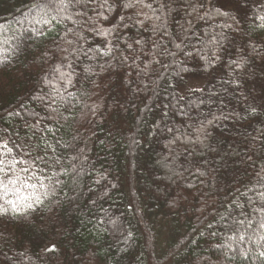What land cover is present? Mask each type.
Instances as JSON below:
<instances>
[{
    "label": "trees",
    "instance_id": "16d2710c",
    "mask_svg": "<svg viewBox=\"0 0 264 264\" xmlns=\"http://www.w3.org/2000/svg\"><path fill=\"white\" fill-rule=\"evenodd\" d=\"M34 2L55 0H0V137L35 161L20 195L43 202L0 199V264H264V0H194L205 21L168 0L157 32L121 26L110 57L80 8L42 27Z\"/></svg>",
    "mask_w": 264,
    "mask_h": 264
},
{
    "label": "snow or ice",
    "instance_id": "6c2138e0",
    "mask_svg": "<svg viewBox=\"0 0 264 264\" xmlns=\"http://www.w3.org/2000/svg\"><path fill=\"white\" fill-rule=\"evenodd\" d=\"M90 3L95 4L94 16H88L87 14L88 5ZM184 3L190 10L189 15L203 11V14L199 16L200 20L205 21L212 19L203 4L195 3L194 0H184ZM70 7L80 8L81 11L77 13V16L84 18L85 23L91 25L87 30L94 35L105 39V49L99 50L100 54L105 57L112 56L113 48L118 47V45L113 44L112 39H109V37H115L118 28L122 26L124 30L134 29L143 32L155 33L158 28L161 27L158 26L156 22L161 21L162 17L165 16L166 11L171 12L173 10L169 7L168 0H153V3H147L146 0H115V6L110 3L109 0H55V3L51 6L43 2H34L32 3L29 11L31 12L35 9L42 13L39 19L34 20V23L43 27L50 26L53 20H56V16H52L51 19L48 18L51 11L55 10L57 15H60ZM261 8L264 9V5H261ZM117 9H120V11L117 12ZM145 9L147 11H145ZM105 11H107L109 15H105ZM113 12H116V16L114 18L110 15ZM123 13H127V15ZM217 15L228 17L230 14L227 11L217 10ZM67 19L72 20V16H68ZM100 19H102L109 26L105 27L99 24L98 21ZM255 21H259L256 26L264 30V15L257 13L255 15ZM73 23L79 24V20H73ZM146 24L148 25L147 28H145ZM221 26L224 28H231L232 24L222 22ZM3 29L4 25L0 24V36L3 35ZM30 31L36 32L37 29L32 28ZM69 32L73 33L75 37V39L67 41L69 44L79 43L83 40V36L80 34L79 30L74 31L73 29H68V32L65 33V37H67ZM39 34L44 35L45 33L41 30ZM223 39H226L223 35H221L219 39H217L216 35H212L208 43L211 46L218 48ZM3 42L7 43V40H4ZM125 43L127 44L128 49H133L132 43ZM135 43L139 45L142 43V40L139 38L135 39ZM155 46V44L152 45V47ZM176 47L180 48L181 45L176 44ZM73 50L75 51V49ZM80 50L83 51V49ZM164 50L167 51L166 47ZM88 51H92V49H88ZM172 54L174 55V53ZM188 54L190 55V53ZM213 55L215 59L219 58L218 56H215V53ZM125 59H127V57H125ZM233 63L236 64L237 68L241 67L239 62L233 61ZM67 66L68 68H71V63ZM57 71H60L59 68ZM72 77V72L60 71V78L64 79L66 83L71 84ZM48 106H50V104ZM252 111L256 112V109L253 108ZM16 115L18 116L19 113H16ZM212 122V120L207 121L208 124H211ZM33 127H35V125H33ZM168 131L172 132L173 130L169 128ZM194 131L198 134L203 133L204 125L201 124V126L194 129ZM173 142L175 143V141ZM24 155V150L19 148L14 141L6 140L3 139V137H0V199L8 196L9 193H14L16 194V199H6L4 204L9 205L14 210L20 211L21 209L17 201H20L21 203L28 201L23 208V211L26 212L28 209L33 208L35 204H40L43 201L40 199L39 195H34V198L20 195V193L27 189L35 190L37 188V184L31 182L33 177L42 180V178L37 176V173L32 171L35 167V161L24 159ZM28 155L30 156L31 153H28ZM39 187L45 188L46 186L41 182ZM4 204H0V213L6 214L8 212V208L5 207ZM261 256H264V252L261 253Z\"/></svg>",
    "mask_w": 264,
    "mask_h": 264
}]
</instances>
